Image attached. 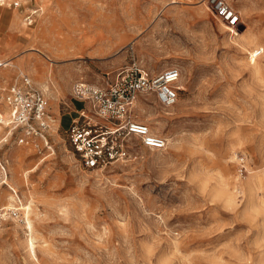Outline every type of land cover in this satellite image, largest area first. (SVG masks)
<instances>
[{
  "label": "rangeland",
  "instance_id": "rangeland-1",
  "mask_svg": "<svg viewBox=\"0 0 264 264\" xmlns=\"http://www.w3.org/2000/svg\"><path fill=\"white\" fill-rule=\"evenodd\" d=\"M228 1L237 31L207 0H35L31 25L0 5V114L24 71L54 119L43 152L0 123V264H264V0ZM133 62L182 71L173 106L136 107L167 146L84 169L72 84Z\"/></svg>",
  "mask_w": 264,
  "mask_h": 264
},
{
  "label": "built area",
  "instance_id": "built-area-1",
  "mask_svg": "<svg viewBox=\"0 0 264 264\" xmlns=\"http://www.w3.org/2000/svg\"><path fill=\"white\" fill-rule=\"evenodd\" d=\"M207 1L215 17L231 31H237L242 16L232 4L228 0ZM0 5L23 13L28 25L43 13L35 0H0ZM262 53V49H255L250 55L257 58ZM1 66L7 63L0 62ZM181 78L182 71L177 66L155 72L133 62L107 72L101 82L75 81L72 97L84 102L85 107L76 110L67 138L81 166L99 171L129 161L137 144L151 150L165 149L167 139L140 120L136 107L144 96L155 97L164 107L173 106L182 90ZM3 101L7 112L0 114V123L9 129L18 145H34L41 152L51 149L49 137L54 119L49 98L29 74L20 72L3 89Z\"/></svg>",
  "mask_w": 264,
  "mask_h": 264
},
{
  "label": "bare ground",
  "instance_id": "bare-ground-1",
  "mask_svg": "<svg viewBox=\"0 0 264 264\" xmlns=\"http://www.w3.org/2000/svg\"><path fill=\"white\" fill-rule=\"evenodd\" d=\"M225 26H226V25H225ZM226 28L231 29L229 26H226ZM235 35H236V36H240V34L237 33V32L235 33ZM6 63L9 64V62H6ZM32 68H34V69L37 68V65H36V64H32ZM21 72H24V71H21ZM42 84H43V87L45 88V90L48 91V90H49V86L47 85V82L44 81ZM180 87H181L182 89H185V87H184L183 85H181V84H180ZM168 114H169V113H168ZM27 223H28V224H27V225H28V228L30 229V231H31V233H32V232H33V227H32V224H31V222H30L29 219L27 220ZM31 247H32V248L34 247V245H33V240L31 241Z\"/></svg>",
  "mask_w": 264,
  "mask_h": 264
},
{
  "label": "crops",
  "instance_id": "crops-1",
  "mask_svg": "<svg viewBox=\"0 0 264 264\" xmlns=\"http://www.w3.org/2000/svg\"><path fill=\"white\" fill-rule=\"evenodd\" d=\"M15 10V9H14ZM17 10V9H16ZM60 121H61V118H60Z\"/></svg>",
  "mask_w": 264,
  "mask_h": 264
}]
</instances>
